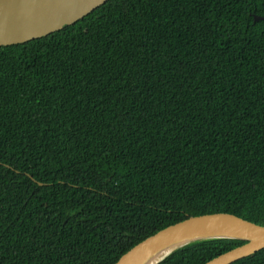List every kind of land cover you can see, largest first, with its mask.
<instances>
[{"label": "trees", "instance_id": "trees-1", "mask_svg": "<svg viewBox=\"0 0 264 264\" xmlns=\"http://www.w3.org/2000/svg\"><path fill=\"white\" fill-rule=\"evenodd\" d=\"M216 214L264 227V0H107L0 46V264H116Z\"/></svg>", "mask_w": 264, "mask_h": 264}, {"label": "water", "instance_id": "water-1", "mask_svg": "<svg viewBox=\"0 0 264 264\" xmlns=\"http://www.w3.org/2000/svg\"><path fill=\"white\" fill-rule=\"evenodd\" d=\"M107 0H0V46L22 44L70 26ZM261 17L254 18L260 21ZM246 242L207 264H234L264 250V227L228 214L192 217L151 236L116 264H159L178 249L205 240Z\"/></svg>", "mask_w": 264, "mask_h": 264}]
</instances>
